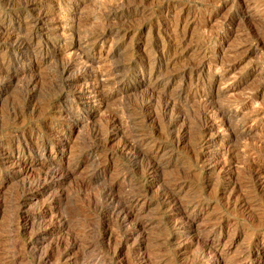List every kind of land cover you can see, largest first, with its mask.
<instances>
[{
    "label": "rangeland",
    "instance_id": "374dc122",
    "mask_svg": "<svg viewBox=\"0 0 264 264\" xmlns=\"http://www.w3.org/2000/svg\"><path fill=\"white\" fill-rule=\"evenodd\" d=\"M36 17L27 56L0 37V264H264V0H0L14 39Z\"/></svg>",
    "mask_w": 264,
    "mask_h": 264
},
{
    "label": "bare ground",
    "instance_id": "6f19581e",
    "mask_svg": "<svg viewBox=\"0 0 264 264\" xmlns=\"http://www.w3.org/2000/svg\"><path fill=\"white\" fill-rule=\"evenodd\" d=\"M138 1V0H137ZM245 1V0H244ZM123 2V1H122ZM121 2V3H122ZM142 2V1H141ZM141 2L139 3V4H141ZM127 3V2H126ZM38 5V4H37ZM123 5V4H122ZM129 5V4H128ZM131 5V4H130ZM116 6V5H115ZM126 6V5H125ZM136 6V5H135ZM119 8H121V7H119ZM115 9V8H114ZM35 18V17H34ZM37 18V17H36ZM43 20V18L42 17H40V18H37V19H34L33 21H31V25H32V30L30 31V33L28 34V35H21V36H19V34H18V36L16 37V39H14L12 36H11V33H8V31H6V29H5V26H3L2 24V22H0V37L1 36H3V38H5V40L8 42V43H11V44H14L15 45V47L14 48H16L17 49V55H18V60L19 59H21V58H23L25 55L27 56V54H28V48H29V46L31 45V43L37 38V34H38V32H36V30L35 29H37V27H38V25L41 23V21ZM1 21V20H0ZM42 26V25H41ZM8 27V26H7ZM72 27H74V26H72ZM107 28V27H106ZM78 31V30H77ZM102 31V30H101ZM103 32H105V31H102V33ZM73 33V32H72ZM101 33V34H102ZM79 35V34H78ZM97 35V34H96ZM89 36V35H88ZM87 36V38L89 39V37H91V35L88 37ZM86 37V36H85ZM99 37V36H98ZM100 37L102 38V35H100ZM99 37V38H100ZM86 38V39H87ZM99 38H97V41H100V40H98ZM86 39H83L84 41L86 40ZM80 40V39H79ZM91 40V39H90ZM95 40V39H94ZM82 41V40H81ZM112 41V40H111ZM92 41H90V43H91ZM84 43H86V42H84ZM84 43H83V45H84ZM89 43V42H88ZM92 43H94V42H92ZM82 44V43H81ZM87 44V43H86ZM85 44V45H86ZM113 44V43H112ZM33 45V44H32ZM88 45V44H87ZM111 45V44H110ZM78 46H80V43L78 44ZM82 46V45H81ZM80 46V47H81ZM78 48V47H77ZM169 48V47H168ZM177 48V47H176ZM32 49V48H31ZM36 50V49H35ZM87 50V49H86ZM175 50V49H174ZM32 51H33V49H32ZM85 51V50H84ZM110 52V51H109ZM38 53V52H37ZM16 54V53H15ZM85 54V53H84ZM83 54V55H84ZM88 54V53H87ZM161 54H163V53H161ZM175 54V53H174ZM86 55V54H85ZM171 55V54H170ZM35 56H37V55H35ZM87 56V55H86ZM86 56H84L83 58V60H85L86 61V64L88 65L89 63H87V62H90V63H94V59H90V57H86ZM92 56V55H91ZM82 57V56H81ZM81 57H79V58H81ZM95 58V57H94ZM207 59V58H206ZM74 60V59H73ZM73 60H71V61H73ZM76 60V59H75ZM208 60V59H207ZM145 61V60H144ZM70 62V61H69ZM97 62V61H96ZM96 62H95V65H96ZM198 62V61H197ZM200 62H202L201 60H200ZM81 63H84V62H81ZM98 63H99V61H98ZM196 63V62H195ZM68 64V63H67ZM67 64H66V66H67ZM194 64V63H193ZM77 65H79V64H77ZM81 65V64H80ZM83 65V64H82ZM90 65V64H89ZM201 65V64H200ZM93 66H94V64H93ZM99 66V65H98ZM194 66V65H193ZM197 66V65H196ZM65 67V66H64ZM82 67H84V66H82ZM97 67V66H96ZM100 67V66H99ZM98 67V68H99ZM70 68H73V65H72V63L71 64H69L68 66H67V68H66V70H69ZM76 68V67H75ZM90 68V67H89ZM91 68H92V66H91ZM97 68V69H98ZM101 68V67H100ZM87 69V68H86ZM64 70V69H63ZM93 70H94V68H93ZM118 71V70H117ZM100 72V77L101 78H105V77H109V75L112 73H114L113 71L112 72H110V71H108V70H105V68L103 69V70H101V71H99ZM159 74V73H158ZM118 75H119V73H118ZM149 75V74H148ZM160 75V74H159ZM8 76V75H7ZM114 76H116L115 75V73H114ZM164 76V75H163ZM95 77V76H94ZM97 77V76H96ZM99 77V78H100ZM111 77V76H110ZM205 77V76H204ZM9 78H10V76H9ZM98 79V78H97ZM96 79V80H97ZM102 80V79H101ZM150 80V79H149ZM159 80V79H158ZM3 81V80H2ZM104 81V80H103ZM106 81V80H105ZM109 81H110V79H109ZM101 82V81H100ZM111 82V81H110ZM161 83V82H160ZM164 83V82H163ZM1 84H3L4 86H5V81H4V83H1ZM102 84V83H101ZM106 85H108V84H106ZM101 86H103V85H101ZM157 87V86H156ZM155 87V88H156ZM102 88V87H101ZM159 90V89H158ZM203 90V89H202ZM75 92V91H74ZM100 92H101V90H100ZM202 92V91H201ZM78 93V92H77ZM102 93V92H101ZM154 93V92H153ZM78 95H80L79 93H78ZM101 95V94H100ZM163 95V94H162ZM188 95V94H187ZM81 97V96H80ZM161 97V96H160ZM201 97V96H200ZM178 99V98H177ZM145 100V99H144ZM169 100V99H168ZM164 101V100H163ZM162 101V102H163ZM170 101V100H169ZM172 101V100H171ZM174 102V101H173ZM149 105H151V103H150V101L149 102H147V103H145V104H142L141 105V109H146V108H148V107H150ZM156 105V104H155ZM165 106H164V109L166 110V109H168V107H169V105H170V103L169 102H167V103H165L164 104ZM236 105V104H235ZM217 109H218V107H217ZM217 109H215V110H213V111H217ZM170 110H172V109H170ZM220 108H219V111H217V112H219V113H221L220 112ZM225 110V109H224ZM143 111V110H142ZM210 113V112H209ZM229 113V112H228ZM217 114V113H216ZM231 114V113H230ZM229 114V115H230ZM206 115V114H205ZM219 115V114H218ZM226 115V114H225ZM225 115L223 116V117H225ZM228 115V116H229ZM209 116V115H208ZM207 116V117H208ZM214 116H216V115H214ZM213 115L212 116H210L211 118H213L214 117ZM216 117H218V116H216ZM122 118H123V116H122ZM222 118V117H221ZM229 118V117H228ZM263 118V117H262ZM208 119H210L209 117H208ZM216 119V118H215ZM115 119H113L112 118V120L111 121H109L110 122V124L108 125L107 124V126H109L111 129L112 128H114L113 126L115 125V121H114ZM119 120V119H118ZM212 120V119H211ZM217 120V119H216ZM215 120V121H216ZM221 120H223V119H221ZM232 120V119H231ZM230 120V121H231ZM213 121H214V119H213ZM220 121V120H219ZM218 121V122H219ZM224 122V121H223ZM214 123V122H213ZM226 123H228V122H226ZM231 123V122H230ZM229 123V124H230ZM119 124V123H118ZM121 124H123V123H121ZM222 124V123H221ZM232 124V123H231ZM207 126V125H206ZM209 127H210V124L208 125ZM221 126H224V125H221ZM121 127V126H120ZM132 127V126H131ZM227 127V126H226ZM223 128V127H222ZM118 129H119V127H118ZM122 129V128H121ZM120 129V130H121ZM134 129V128H133ZM236 129V128H235ZM134 131V130H133ZM135 131H137V130H135ZM228 131V130H227ZM235 131V130H234ZM233 131V132H234ZM237 131V130H236ZM122 132V131H121ZM119 133V131H117V130H112L111 131V133L110 134H108L107 135V139L109 140V139H111L112 137H114V136H116L117 134ZM241 133H242V131H241ZM243 133H245V132H243ZM250 133V132H249ZM135 135H137L138 136V134L135 132L134 133ZM231 134V133H230ZM234 134V133H233ZM236 134V133H235ZM174 135V134H173ZM232 135V134H231ZM241 135V134H240ZM247 135H249V134H247ZM97 136V135H96ZM133 136V135H132ZM140 136V135H139ZM236 136V135H235ZM239 136V135H238ZM237 136V137H238ZM242 136V135H241ZM102 137V136H101ZM126 137V136H125ZM129 137V136H128ZM131 137V136H130ZM233 137V136H232ZM69 138V137H68ZM100 138V137H99ZM236 138V137H235ZM238 138H240V137H238ZM126 140H127V138H125ZM242 139V138H241ZM65 140V139H64ZM63 140V141H64ZM141 140H143V139H141ZM231 140H233L232 138H231ZM133 141V140H132ZM130 142V141H125L126 143L125 144H123L124 145V147H122V149L123 148H125V149H130V148H132L133 147V150H135V148L138 146H136L135 147V145L133 144V142ZM204 143V142H203ZM209 143V142H208ZM96 144V143H95ZM89 145V144H88ZM141 145V144H140ZM156 146H157V148H158V150H160L161 149V143H158V144H156ZM163 146V145H162ZM32 147V146H31ZM41 147V146H40ZM103 148V145H98V146H96V149H94L95 150V153H96V155H98V156H100V154H99V152H100V150ZM64 150V149H63ZM124 150V149H123ZM132 150V151H133ZM128 151V150H127ZM130 151V150H129ZM132 151H130V152H132ZM147 151V150H146ZM42 152V151H41ZM74 152V151H73ZM134 152V151H133ZM150 153V152H149ZM148 152H145V151H143V150H141L140 148L138 149V151H137V157L139 158V160H141V161H143V162H145V164H146V166H145V169H146V171L149 173V174H151V175H153V176H155V175H157L158 174V172H160V170L162 169V167H161V165L159 164V162H156V160L153 158V157H151V155L149 154ZM11 153H6V155L4 156V157H6L5 159H3V161L4 162H7L9 159H11V155H10ZM43 154V153H42ZM64 153H63V151H55L54 153H53V156H54V158H57L59 155L61 156V158H63V155ZM102 155V154H101ZM132 156H135L136 157V155H133V153H132ZM51 158V157H50ZM98 159V158H97ZM12 160V159H11ZM137 160V159H136ZM10 161V160H9ZM13 161H14V163L13 164H16V165H18V164H21L20 163V161H18V160H14L13 159ZM94 161H96V160H94ZM134 162V161H133ZM139 162V161H138ZM137 162V163H138ZM102 163V162H101ZM141 163V162H140ZM139 163V164H140ZM104 163H102V165H103ZM137 165V164H136ZM64 165H62V163H60V162H54L53 164H52V167L49 169V173H48V176H49V178L47 177L46 178V180H44V182H43V184H40L42 187H44V188H48L49 186H51V185H53L54 183H56V182H58L59 180L61 181L62 179H65V178H68V177H70V175L72 174V172H73V168L72 169H70V168H65V166L63 167ZM93 166V165H92ZM165 168V167H164ZM143 170H144V168H143ZM103 171V170H102ZM254 171V170H253ZM256 172V171H255ZM160 173H162V171L160 172ZM159 173V174H160ZM46 174V173H45ZM28 176V175H27ZM46 176H47V174H46ZM257 177V176H256ZM112 183V182H111ZM261 186V185H260ZM34 187V186H33ZM119 191V190H118ZM128 191V190H127ZM128 193V192H127ZM133 193V192H132ZM166 195H167V193L165 194V196H164V199H165V197H166ZM173 195V194H172ZM130 196V195H129ZM113 197V196H112ZM114 198V197H113ZM172 198H174V197H172ZM115 199V198H114ZM168 200H169V202H172V201H170V199L168 198ZM175 200V199H174ZM164 201V200H163ZM117 203H118V201H116ZM139 202H140V197H135L134 199H132L131 201H130V205H120V204H115V205H108V209H109V211H110V213L113 215V216H115L114 218H116L117 217V219H119L120 220V224H122V223H125V222H128L129 220H135V219H137V221H134V222H136V223H134V225L132 226V227H126V228H128V230H127V234H128V236H129V238L130 237H132V236H134V235H136L137 233H139L140 232V230L143 228V227H145V226H147L148 224H146V222L144 221V222H142L140 219H141V209L138 207L139 205ZM165 202V201H164ZM175 202H176V200H175ZM178 202V201H177ZM176 202V203H177ZM123 203V202H122ZM126 204V203H125ZM174 205V204H173ZM106 206V205H105ZM169 206V205H168ZM176 206H179V205H176ZM175 206V207H176ZM191 206V205H190ZM189 206V207H190ZM196 206H197V204H196ZM19 207V206H18ZM106 208V207H105ZM186 208V207H185ZM193 208H195V207H193ZM192 209V208H191ZM106 211V210H105ZM108 211V212H109ZM192 212H193V210H192ZM186 216V215H185ZM105 217H106V215H105ZM195 217L196 216H193V215H188L187 217H185V219H184V226L183 227H185V226H188L187 228H189L190 229V227L194 224V221H195ZM109 219V218H108ZM110 219H111V217H110ZM113 219V218H112ZM116 221V220H115ZM117 222V221H116ZM122 222V223H121ZM132 222V221H131ZM32 223V222H31ZM110 223V222H109ZM130 223V221L128 222V224ZM133 223V222H132ZM177 223V222H176ZM27 225V223L25 224V226ZM61 225V224H60ZM126 225V224H125ZM125 225H123V226H125ZM40 226V225H39ZM43 226V225H42ZM129 226V225H128ZM179 226H180V223H179ZM47 228V227H46ZM113 229V228H112ZM144 229L145 228H143L142 230L144 231ZM212 229V228H211ZM221 229V228H220ZM108 230V229H107ZM105 231V230H104ZM112 231V230H111ZM142 231V232H143ZM146 231V230H145ZM125 232V231H124ZM146 233V232H145ZM126 235V234H125ZM138 235V234H137ZM136 235V236H137ZM111 236V235H110ZM143 236V235H142ZM141 237V236H140ZM135 238V237H134ZM178 238V237H177ZM120 239H122V238H120ZM127 239V238H126ZM139 239V238H138ZM44 240V239H43ZM109 240V239H108ZM129 240V239H128ZM139 241H141V240H139ZM109 242H110V240H109ZM38 243V242H37ZM105 243V242H104ZM214 243V242H213ZM139 244V243H138ZM182 244V243H181ZM205 244V243H204ZM206 245V244H205ZM211 245V244H210ZM138 246V245H137ZM200 246V245H199ZM207 246V245H206ZM118 247V246H117ZM203 248V247H202ZM209 248V247H208ZM211 248H213V246L211 247ZM115 249V248H114ZM216 249V248H215ZM66 250H68V249H66ZM212 250H214V249H212ZM211 250V251H212ZM208 251V250H207ZM210 251V253H212ZM248 252V251H247ZM258 253H259V255H261V251H259L258 250ZM64 254V257L65 256H67L68 254H69V251H67V252H65V253H63ZM208 254V253H207ZM246 254V253H245ZM248 254V253H247ZM143 255V254H142ZM63 256V255H62ZM210 256V255H209ZM208 255L206 256V255H204L203 256V258L198 262V264H210L211 262H210V260H211V258L209 257ZM212 256V255H211ZM143 257H144V255H143ZM249 257H250V255H249ZM69 258V257H68ZM140 258V257H139ZM241 258V257H240ZM70 259V258H69ZM68 259V260H69ZM141 259V258H140ZM245 259H246V257H245ZM248 259V258H247ZM246 259V260H247ZM199 260V259H198ZM241 260H243V259H241ZM248 260H250V259H248ZM64 261H66V260H64ZM63 261V262H64ZM239 262V261H238ZM252 262V261H251ZM241 263V262H240ZM196 264V263H195Z\"/></svg>",
    "mask_w": 264,
    "mask_h": 264
}]
</instances>
